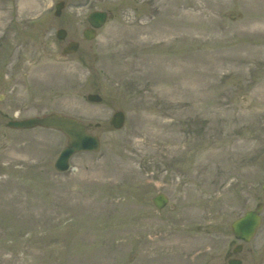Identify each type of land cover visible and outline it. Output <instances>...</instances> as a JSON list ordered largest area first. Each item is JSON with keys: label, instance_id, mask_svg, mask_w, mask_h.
<instances>
[{"label": "rangeland", "instance_id": "374dc122", "mask_svg": "<svg viewBox=\"0 0 264 264\" xmlns=\"http://www.w3.org/2000/svg\"><path fill=\"white\" fill-rule=\"evenodd\" d=\"M59 1L0 0V264H228L264 204V0ZM53 111L101 140L72 171L64 133L7 125ZM262 217L242 264H264Z\"/></svg>", "mask_w": 264, "mask_h": 264}, {"label": "water", "instance_id": "95a60500", "mask_svg": "<svg viewBox=\"0 0 264 264\" xmlns=\"http://www.w3.org/2000/svg\"><path fill=\"white\" fill-rule=\"evenodd\" d=\"M56 15H60L64 2L57 3ZM93 28L85 31V36L92 39L95 36V28L101 27L107 20V12L95 11L88 17ZM59 38H65L66 30L59 29L57 31ZM79 47L77 41H70L64 49V54L75 52ZM88 99L94 102L102 100L99 94H89ZM125 122V114L123 111H117L111 119V123L116 128H121ZM13 128H33L35 126H43L48 128H56L63 131L68 136V145L62 150L56 167L59 170H65L69 167V159L73 154L79 151H97L100 149V139L87 131V126L79 119L67 116L61 113H51L43 117L32 116L20 120H12L8 123ZM264 189V185H263ZM157 207L162 208L168 202V198L164 194H158L153 198ZM263 206L259 205L254 210L247 211L243 216L234 220L231 224L232 231L238 239L249 241L257 232L261 225V216ZM229 264H240V261H230Z\"/></svg>", "mask_w": 264, "mask_h": 264}, {"label": "bare ground", "instance_id": "6f19581e", "mask_svg": "<svg viewBox=\"0 0 264 264\" xmlns=\"http://www.w3.org/2000/svg\"><path fill=\"white\" fill-rule=\"evenodd\" d=\"M56 11H57V10H56ZM56 11H55V12H56ZM247 22H249V20H248ZM105 24H106V23H105ZM200 58H201V54H200L199 56L195 57V60L198 61ZM190 72H191V71H190ZM190 72H188V74H191ZM172 260H174V261H175V260H178V257H177V256H173ZM168 261H170V260H164L163 262L161 261V262H159L158 264H169ZM174 261H173V262H174Z\"/></svg>", "mask_w": 264, "mask_h": 264}, {"label": "flooded vegetation", "instance_id": "af4514ba", "mask_svg": "<svg viewBox=\"0 0 264 264\" xmlns=\"http://www.w3.org/2000/svg\"><path fill=\"white\" fill-rule=\"evenodd\" d=\"M243 247H244V246H243ZM243 247H242V249H243ZM242 249H241V250H242ZM231 257H238V256H237V253H236V255H232V254H231V255L228 257V260H229ZM238 258H239V257H238Z\"/></svg>", "mask_w": 264, "mask_h": 264}]
</instances>
